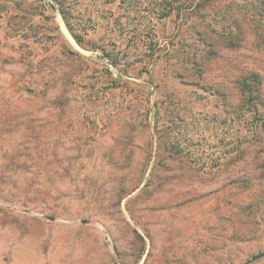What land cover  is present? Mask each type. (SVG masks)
Returning a JSON list of instances; mask_svg holds the SVG:
<instances>
[{
	"label": "rangeland",
	"instance_id": "obj_1",
	"mask_svg": "<svg viewBox=\"0 0 264 264\" xmlns=\"http://www.w3.org/2000/svg\"><path fill=\"white\" fill-rule=\"evenodd\" d=\"M66 1L82 45L51 0H0V264H264L239 85L257 72L264 100L260 3Z\"/></svg>",
	"mask_w": 264,
	"mask_h": 264
},
{
	"label": "trees",
	"instance_id": "obj_2",
	"mask_svg": "<svg viewBox=\"0 0 264 264\" xmlns=\"http://www.w3.org/2000/svg\"><path fill=\"white\" fill-rule=\"evenodd\" d=\"M51 1L52 6L61 13L75 40L82 45V43H84V38L82 34L76 30V26L74 22H72L73 12L69 10V7L66 5L67 1ZM257 1L264 10V0ZM211 2L212 0H147L146 2L140 3L139 6L144 7L143 10L149 13L153 18L163 19L172 14H176L180 20L184 21L187 18H192L193 16H200L203 11L211 5ZM231 45L234 46L235 42H232ZM239 85L243 96L242 103L243 105H246V108L242 107L243 109H241V111L249 113V116L253 115V117L257 119L255 124L256 127L260 123L264 124V113L260 110L259 106L260 104L264 107V100L261 98L262 79L260 75L257 72H253L249 76L241 79L239 81Z\"/></svg>",
	"mask_w": 264,
	"mask_h": 264
},
{
	"label": "water",
	"instance_id": "obj_3",
	"mask_svg": "<svg viewBox=\"0 0 264 264\" xmlns=\"http://www.w3.org/2000/svg\"><path fill=\"white\" fill-rule=\"evenodd\" d=\"M52 219H54V218L52 217ZM262 257H264V252L255 255V256H254L249 262L255 261V260H257V259H259V258H262ZM249 262H248V263H249Z\"/></svg>",
	"mask_w": 264,
	"mask_h": 264
}]
</instances>
